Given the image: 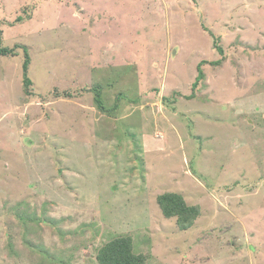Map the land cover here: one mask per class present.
Returning <instances> with one entry per match:
<instances>
[{
  "label": "rangeland",
  "instance_id": "obj_1",
  "mask_svg": "<svg viewBox=\"0 0 264 264\" xmlns=\"http://www.w3.org/2000/svg\"><path fill=\"white\" fill-rule=\"evenodd\" d=\"M0 22L33 80L0 55V264H99L118 235L146 264H264V0H0ZM211 32L225 59L188 98Z\"/></svg>",
  "mask_w": 264,
  "mask_h": 264
},
{
  "label": "trees",
  "instance_id": "obj_2",
  "mask_svg": "<svg viewBox=\"0 0 264 264\" xmlns=\"http://www.w3.org/2000/svg\"><path fill=\"white\" fill-rule=\"evenodd\" d=\"M23 20L22 16L17 17L15 21ZM2 22H0V55H17V48H23L24 50V63H23V84L24 89L27 94H32L31 86L33 85V80L29 76V68L31 64V56L29 49L24 44H16L14 47H9L3 45V30L1 29ZM211 34L215 37L213 32ZM214 45L216 49L222 54V58L218 60L208 61L202 59L198 64V74L196 80L192 84V90L188 98H192L197 93V87L205 77V71L203 65L205 63H210L212 65H220L224 59V49L219 44V38H214ZM90 89L94 92V100L101 110H108L105 97L103 94V86L101 84H96ZM61 95L72 96V91L64 90ZM180 95L179 93H177ZM122 94H119L116 99L115 107H117L118 102ZM113 108V109H114ZM158 204L160 205L162 212L167 218H176L177 224L181 230H187L192 227L193 223L200 215L199 205H190L187 203L185 197L181 193L177 192H166L160 194L157 197ZM97 260L99 264H146L147 257L142 253H136L134 251V242L131 235H118L113 237L105 244H103L97 252Z\"/></svg>",
  "mask_w": 264,
  "mask_h": 264
}]
</instances>
